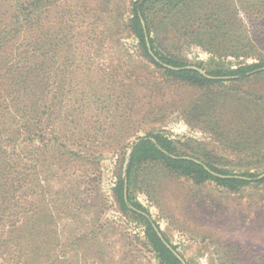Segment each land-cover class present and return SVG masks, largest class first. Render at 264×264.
I'll return each instance as SVG.
<instances>
[{
    "label": "rangeland",
    "instance_id": "obj_1",
    "mask_svg": "<svg viewBox=\"0 0 264 264\" xmlns=\"http://www.w3.org/2000/svg\"><path fill=\"white\" fill-rule=\"evenodd\" d=\"M132 1L39 0L30 15L39 31L52 29L71 42L54 48L32 99L42 118L39 135L59 137L73 153L61 154L64 145L54 139L31 142L28 112L20 113L27 115L20 131L15 126L2 134V158L13 167L3 188L10 192L0 195L22 205L29 253L23 257L35 264H161L144 223L122 211L114 192L133 143L148 133L162 132L179 141L182 153L235 173L264 172V73L207 86L167 75L126 26ZM234 7L243 24L232 34L250 32L264 48L262 0H188L181 9L160 11L151 33L156 48L204 69L264 59V49L248 55L208 49L241 47L224 42L220 30L209 32L217 25L211 17ZM202 12L211 17L198 21ZM28 29L25 22L20 44L33 35ZM203 30L208 48L195 38ZM10 45L5 54L14 59ZM131 192L189 264H264V183L231 191L214 181L196 184L163 162H146ZM11 249L23 255L14 244ZM6 256L0 251V264H19Z\"/></svg>",
    "mask_w": 264,
    "mask_h": 264
},
{
    "label": "trees",
    "instance_id": "obj_2",
    "mask_svg": "<svg viewBox=\"0 0 264 264\" xmlns=\"http://www.w3.org/2000/svg\"><path fill=\"white\" fill-rule=\"evenodd\" d=\"M7 1L8 0H0V193L10 192V188H3H5L8 183V169L13 167L2 158L4 153V147L1 145L3 140V130L10 127L14 128L16 126V130L20 131L23 126L22 124H24L23 119L27 116L24 114L21 115V112H28L27 114L31 115L29 117L30 119H26L25 122V125H28L27 128L29 130L31 142H33L35 138H40L42 142L43 140L54 139L56 144H59V147L64 145L63 148L66 151L61 152V154L66 156L69 153H73L70 151L69 143H63L59 137L55 138V136L46 137L45 135H39L38 126L42 122V118L40 109L37 105L38 101L32 99L34 98L32 96L37 93L43 68L45 69L44 74L50 71L49 64L52 62L51 53H54V48L70 45L71 42L66 34L56 35L52 29H47L46 31L38 30L37 22L32 21L30 15L39 0H10V3L6 5L4 2ZM187 2L188 0L132 1L131 13L126 20V26L135 34L144 54L153 64L162 68L169 76L189 81L198 86L215 85L227 80L232 81L233 83L243 82L251 77L264 73V69H262L264 67V59L262 58V55L258 62L239 65L235 68L223 69L218 67L215 69H205L207 72V75H205L198 69L188 68L192 63L159 51L155 46V39L151 35L152 24L157 21L158 12L166 11L167 8L181 9L185 7ZM262 2L264 4V0H262ZM215 5L216 3L214 6ZM121 7L125 8V4L121 5ZM223 14L224 15L219 16V14L216 13L214 14V17H211L206 16L203 12L200 14L196 13L198 21L203 22L207 17H211V19L214 18L213 21L215 20L217 22L216 27L209 31L210 33L215 30H220L222 36H224V42H230V44L234 45L240 44L241 47H236L233 50L232 48L234 47L208 48V43L205 42V40H208L207 36H209V34L205 30H203V33H196L195 38H197L200 45L205 46L212 51H221L232 55H248L264 49L262 43L260 44L261 46L258 45V48L255 40L251 37L250 32L241 30V34H232L230 29H233L234 26L239 27L243 24L242 17L238 15L235 7L231 8V11L228 9L225 10ZM7 15H11V18H9L5 24H2L3 17ZM142 18L146 22L147 33L154 53L159 57L162 63L157 61L148 51ZM187 21L189 22L191 20L187 19ZM25 22L28 24V30L33 31V35L26 38V41L23 40L22 44H20L19 34L21 33ZM188 32L189 31L186 30L184 34H188ZM14 40L15 43H11ZM258 41L260 43L261 39L259 38ZM9 43L11 44L9 47L14 50L12 52L16 53H14L16 55L14 59H11V57L5 54L10 52L6 47ZM19 50L21 51L19 52ZM165 64L178 67V69L170 68ZM198 66L202 67L201 64ZM223 76H228L229 78H218ZM30 100L31 104L28 103ZM27 109L28 111H26ZM195 159H198L201 162H198ZM146 162H163L169 169L179 175L192 179L196 184L214 181L218 185L231 191H238L242 187L248 186L252 183H264V178H257L259 173L250 171L235 173L234 171L219 167L211 160H204L196 155L182 153L179 141L162 132H151L145 136L139 137L131 147L124 172H121L118 175L114 192L122 211L135 214L144 223L147 240L157 252L161 264L183 263L158 236L153 226V223L156 222L150 216L149 211L141 202L135 200L132 196L131 186L137 177L139 167ZM37 167L39 166L36 162L33 170H36ZM212 171L221 174L222 176L214 175ZM125 179H127L128 184L129 203L126 202L124 197ZM21 181L22 179L18 180L20 183V190L24 187L25 178L22 182ZM19 194H22V192ZM9 200L10 198L7 199L5 194L0 195V208H2L0 211V235L5 238V241H2L0 238L1 255L7 253V256H11V259H8L6 256V261L12 260L14 263L19 262V264H35L33 261L28 260L27 256L26 258L23 257L26 253V247L23 245V242L25 238L24 230L27 222L24 221V217L22 216L24 212L19 211V208L22 207V205L8 203ZM129 204L146 212L148 216L133 210ZM5 214L8 215V222L7 225H5L8 229L2 228L1 225V221H4ZM164 236L166 237L165 234ZM166 239L170 241L167 237ZM13 244L17 247L18 252L23 255L13 253L11 249ZM173 246L177 249L175 244H173ZM26 254L29 255V253Z\"/></svg>",
    "mask_w": 264,
    "mask_h": 264
},
{
    "label": "water",
    "instance_id": "obj_3",
    "mask_svg": "<svg viewBox=\"0 0 264 264\" xmlns=\"http://www.w3.org/2000/svg\"><path fill=\"white\" fill-rule=\"evenodd\" d=\"M142 24H143V26H144L145 33H146V41H147L148 51H149V53H150V54H151V55H152L157 61L161 62V60L159 59V57L156 56V54L154 53V50H153L152 45H151V42H150V40H149V35H148V33H147L146 22H145V20H144L143 18H142ZM161 63H162V62H161ZM165 65H167L168 67L173 68V69H178V67H175V66H172V65H168V64H165ZM188 68L198 69L201 73L207 75L206 70H205L204 68H202V67H199L198 65H194V64H192V65H189ZM262 69H264V67H263ZM208 76H209V75H208ZM218 78H225V79H226V78H229V77H228V76H223V77H218ZM195 160H197L198 162H201V161L198 160V159H195ZM212 173H213L214 175H217V176H222L221 174H218V173L213 172V171H212ZM257 178H259V179L264 178V172L261 173V174H259V176H258ZM124 197H125L126 202L129 203L127 179H125ZM129 206H130L131 208H133V210H135V211H137V212H139V213H143L144 215L148 216L146 212H143V211L137 209V208L134 207L132 204H129ZM153 226H154V228H155V230H156L158 236H159V237L161 238V240L163 241V243H164V244H165V245H166V246H167V247H168V248L174 253V255H175V256H176V257H177V258H178L183 264H189V262H188V261L185 259V257L179 252V250L176 249V248L173 246V244H172L170 241H168V240L166 239V237L164 236V234H163V232H162V229H161L160 227H158L157 223H153Z\"/></svg>",
    "mask_w": 264,
    "mask_h": 264
}]
</instances>
